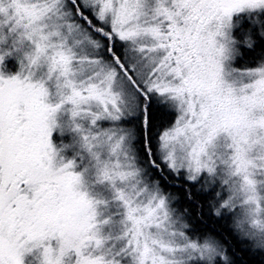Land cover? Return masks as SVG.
<instances>
[{"label":"snow or ice","instance_id":"1","mask_svg":"<svg viewBox=\"0 0 264 264\" xmlns=\"http://www.w3.org/2000/svg\"><path fill=\"white\" fill-rule=\"evenodd\" d=\"M249 255L264 0H0V264Z\"/></svg>","mask_w":264,"mask_h":264},{"label":"trees","instance_id":"2","mask_svg":"<svg viewBox=\"0 0 264 264\" xmlns=\"http://www.w3.org/2000/svg\"><path fill=\"white\" fill-rule=\"evenodd\" d=\"M238 255H242L238 253ZM244 264H264V257L261 256H243Z\"/></svg>","mask_w":264,"mask_h":264}]
</instances>
